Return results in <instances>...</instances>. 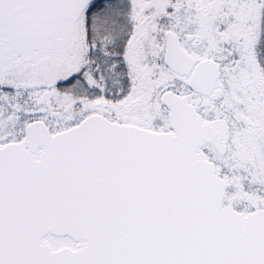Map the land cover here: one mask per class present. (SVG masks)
I'll return each mask as SVG.
<instances>
[{
  "label": "snow or ice",
  "instance_id": "obj_1",
  "mask_svg": "<svg viewBox=\"0 0 264 264\" xmlns=\"http://www.w3.org/2000/svg\"><path fill=\"white\" fill-rule=\"evenodd\" d=\"M0 264H264V0H0Z\"/></svg>",
  "mask_w": 264,
  "mask_h": 264
}]
</instances>
